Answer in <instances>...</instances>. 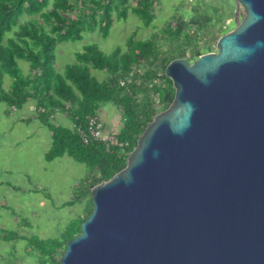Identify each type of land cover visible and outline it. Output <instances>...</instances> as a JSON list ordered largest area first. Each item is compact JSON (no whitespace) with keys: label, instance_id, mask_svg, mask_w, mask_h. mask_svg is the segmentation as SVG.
<instances>
[{"label":"water","instance_id":"95a60500","mask_svg":"<svg viewBox=\"0 0 264 264\" xmlns=\"http://www.w3.org/2000/svg\"><path fill=\"white\" fill-rule=\"evenodd\" d=\"M217 52L179 58L171 106L91 190L60 264H264V0Z\"/></svg>","mask_w":264,"mask_h":264},{"label":"trees","instance_id":"16d2710c","mask_svg":"<svg viewBox=\"0 0 264 264\" xmlns=\"http://www.w3.org/2000/svg\"><path fill=\"white\" fill-rule=\"evenodd\" d=\"M159 1L0 0V102L17 110L28 102L36 103V117L50 130L53 139L46 159L52 161L67 155L85 165L89 170V195L95 186L112 179L127 166L146 128L160 110L171 106L175 89L165 75L167 66L175 59L191 62L212 52L211 38L204 41L202 34L216 16L212 12L203 16L196 12L187 23L164 28L162 34L167 35V41L160 33L142 41L130 37L125 51L116 50L109 55L88 46L63 73L55 68L56 50L62 43L83 40L88 32L99 31L103 38H108L114 13L119 20L126 19L131 10L148 27L155 20L153 10ZM214 10L218 13L217 8ZM189 23L195 29L192 26L190 32H184ZM227 28L224 25L221 33L226 34ZM20 61L29 64L28 73L20 67ZM93 70L104 73V79L94 76ZM7 77L11 80L8 88ZM108 103L117 108L123 120L117 138L124 146L110 150L92 139L85 142L81 135L90 118ZM57 114L66 115L73 127L58 121ZM92 211L91 197L89 216ZM85 220L70 228L65 242L37 241L35 247L41 255L55 256L60 249H66L69 240L81 234ZM61 259L55 260L60 264Z\"/></svg>","mask_w":264,"mask_h":264},{"label":"rangeland","instance_id":"374dc122","mask_svg":"<svg viewBox=\"0 0 264 264\" xmlns=\"http://www.w3.org/2000/svg\"><path fill=\"white\" fill-rule=\"evenodd\" d=\"M196 12L202 16L212 12L216 16L202 34L204 41L211 38L209 51L215 53L218 40L225 35L220 29L228 25L227 34L245 17L242 6L234 0H160L153 10L155 20L148 27L131 10L126 19L119 20L114 13L115 21L108 38L95 31L85 33L81 41L60 44L56 50L55 68L63 73L67 65L76 63L77 54L88 46H95L109 55L116 50L125 51L130 37L142 41L160 33L159 36L167 41L162 30L168 25L175 28L180 22L187 23ZM191 27L195 29L194 24L189 23L184 32H190ZM19 64L25 73L29 72L27 62L20 61ZM92 72L99 80L104 79V73ZM10 83L7 77L6 88ZM34 103L29 102L15 110L0 102V264H58L65 249H60L55 256L41 255L35 243L50 240L63 243L72 231L70 228L89 217L88 168L67 155L48 161L46 155L53 143L50 130L35 120L27 123L18 120L30 116ZM6 111L18 112L9 116ZM98 116L105 129L117 135L123 122L117 108L111 103L105 104ZM56 119L72 127L63 115H57Z\"/></svg>","mask_w":264,"mask_h":264},{"label":"built area","instance_id":"2783aa9c","mask_svg":"<svg viewBox=\"0 0 264 264\" xmlns=\"http://www.w3.org/2000/svg\"><path fill=\"white\" fill-rule=\"evenodd\" d=\"M81 135L85 142L92 139L103 144L108 150L124 146L123 143H120L117 135L111 133L109 129H105V125L98 115L90 118L86 132H81Z\"/></svg>","mask_w":264,"mask_h":264},{"label":"crops","instance_id":"0c3cea01","mask_svg":"<svg viewBox=\"0 0 264 264\" xmlns=\"http://www.w3.org/2000/svg\"><path fill=\"white\" fill-rule=\"evenodd\" d=\"M32 102V101H31ZM34 102V101H33ZM29 103V102H28ZM26 105V104H25ZM15 110H17V109H15ZM20 110V109H19ZM16 112H18V111H15L14 113H16ZM14 113H10L9 114V116H12ZM57 115H63V114H57ZM57 115H56V118H57ZM64 117H65V119L66 120H68V121H70L69 120V118L66 116V115H63ZM116 116H118V115H116ZM19 121H21V122H23V123H27V122H30V121H32V120H35V121H38L41 125H43L38 119H37V117H36V103H34V106H33V111H32V113L30 114V116L29 117H27V118H19L18 119ZM60 122L61 123H63L62 122V120H60ZM71 122V121H70ZM72 124V123H71ZM44 126V125H43ZM46 127V126H45ZM72 127H73V125H72ZM110 131V130H109ZM120 131V130H119ZM111 132V131H110ZM117 133H119V132H117ZM116 133V134H117ZM115 134V133H114Z\"/></svg>","mask_w":264,"mask_h":264}]
</instances>
